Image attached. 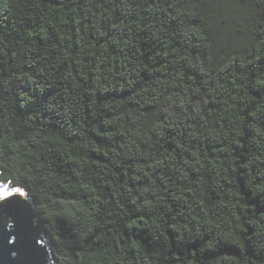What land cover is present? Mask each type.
I'll list each match as a JSON object with an SVG mask.
<instances>
[{"label": "trees", "instance_id": "1", "mask_svg": "<svg viewBox=\"0 0 264 264\" xmlns=\"http://www.w3.org/2000/svg\"><path fill=\"white\" fill-rule=\"evenodd\" d=\"M0 182L59 264H264V0H0Z\"/></svg>", "mask_w": 264, "mask_h": 264}, {"label": "water", "instance_id": "2", "mask_svg": "<svg viewBox=\"0 0 264 264\" xmlns=\"http://www.w3.org/2000/svg\"><path fill=\"white\" fill-rule=\"evenodd\" d=\"M0 264H59L38 204L28 195L0 204Z\"/></svg>", "mask_w": 264, "mask_h": 264}, {"label": "snow or ice", "instance_id": "3", "mask_svg": "<svg viewBox=\"0 0 264 264\" xmlns=\"http://www.w3.org/2000/svg\"><path fill=\"white\" fill-rule=\"evenodd\" d=\"M26 194L19 187H12L11 182L0 184V204L19 200Z\"/></svg>", "mask_w": 264, "mask_h": 264}, {"label": "rangeland", "instance_id": "4", "mask_svg": "<svg viewBox=\"0 0 264 264\" xmlns=\"http://www.w3.org/2000/svg\"><path fill=\"white\" fill-rule=\"evenodd\" d=\"M54 253H55V254H58L55 250H54ZM59 259H60V256H59Z\"/></svg>", "mask_w": 264, "mask_h": 264}, {"label": "clouds", "instance_id": "5", "mask_svg": "<svg viewBox=\"0 0 264 264\" xmlns=\"http://www.w3.org/2000/svg\"><path fill=\"white\" fill-rule=\"evenodd\" d=\"M1 183V182H0ZM1 184H3V183H1Z\"/></svg>", "mask_w": 264, "mask_h": 264}, {"label": "bare ground", "instance_id": "6", "mask_svg": "<svg viewBox=\"0 0 264 264\" xmlns=\"http://www.w3.org/2000/svg\"><path fill=\"white\" fill-rule=\"evenodd\" d=\"M15 188V187H14Z\"/></svg>", "mask_w": 264, "mask_h": 264}]
</instances>
